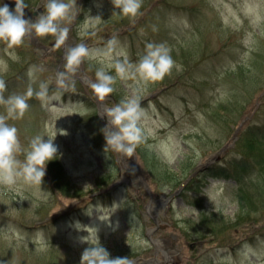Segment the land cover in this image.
<instances>
[{
  "label": "rangeland",
  "instance_id": "1",
  "mask_svg": "<svg viewBox=\"0 0 264 264\" xmlns=\"http://www.w3.org/2000/svg\"><path fill=\"white\" fill-rule=\"evenodd\" d=\"M46 2L24 0L25 19L35 21ZM64 2L72 4L63 22L70 27L64 47H52L55 37L33 34L9 55L0 43L5 98L24 94L30 85L39 91L41 82L51 94L58 89L67 48L83 43L100 50L84 59L67 88L59 89V100L33 95L24 117L7 121L18 129L23 150L37 135L55 138V159L70 189L57 191L47 167L42 184L0 186V264H80L88 245L79 237L86 235L89 246H96L97 234L111 258L130 257L135 264L149 259L165 264L168 250L177 264H264L263 178L252 171L237 185L200 171L203 175L181 189L163 214L161 206L159 214L147 215L150 198L141 185L132 190L134 169L123 166L129 163L126 156L122 161L121 154L103 152L105 124L90 87L98 69L116 76V62L137 63L147 43L170 49L175 65L162 80L144 84L117 78L105 99L112 107L135 94L146 112L145 147L138 145L134 156L155 200L173 195L214 155H221L222 164L238 154L256 162L264 143L249 149L233 142L245 119L244 127L264 128V0H142L134 17L113 15L118 10L111 0ZM3 4L15 9L14 0H0ZM113 38L116 43L109 45ZM0 114H6L3 105ZM60 129L67 135L57 134ZM17 158L23 161L24 154ZM235 189L250 199L243 213ZM77 221L90 227L77 232Z\"/></svg>",
  "mask_w": 264,
  "mask_h": 264
},
{
  "label": "clouds",
  "instance_id": "2",
  "mask_svg": "<svg viewBox=\"0 0 264 264\" xmlns=\"http://www.w3.org/2000/svg\"><path fill=\"white\" fill-rule=\"evenodd\" d=\"M115 10L113 15L134 17L142 4V0H111ZM15 9L11 10L7 4L0 5V43L5 45L4 51L9 55L14 52L9 50L22 46L26 37H55V48L65 45L69 28L63 22L69 19L72 4L64 0H47L46 11L38 15L35 21L25 19L24 9L27 5L24 0H14ZM99 19V17H96ZM109 45L116 43L115 39L108 41ZM100 54L98 49H89L85 44L78 43L65 51L64 71L57 73L58 89L49 93L46 82L39 84V91H34L31 85L24 94H12L7 98L3 92L6 84L0 79V105L5 107L6 114H0V186L12 187L18 182L31 186L42 184L46 175L49 162L57 157L58 146L55 138H45L37 135L31 139L27 150L21 148L18 129L7 123L8 120L22 119L29 109L28 99L33 95L45 102L57 101L61 98L59 89L67 88L72 82V76L81 66L84 59L94 58ZM175 62L170 54V49L163 43H147L145 52L139 61L131 64L127 61L116 62L113 67L116 76L108 74L104 68L96 71V80L90 87L98 101L103 102L114 91L113 85L117 78H132L137 83H150L162 80L173 69ZM30 79L33 73H28ZM106 124L101 129L105 139L104 154L113 151L124 156H132L135 149L145 139L142 121L146 117L145 110L141 107L138 97L133 94L122 99L110 108H105ZM59 135H67L63 129L57 130ZM24 154V160L17 158ZM88 187L87 185L85 188ZM116 203V202H114ZM84 227L80 222H75L74 229L82 232ZM98 233V229H96ZM96 246H89L87 236H80L79 242L87 244L81 254L80 264H135L130 257L111 258L110 253L100 244L97 234Z\"/></svg>",
  "mask_w": 264,
  "mask_h": 264
},
{
  "label": "trees",
  "instance_id": "3",
  "mask_svg": "<svg viewBox=\"0 0 264 264\" xmlns=\"http://www.w3.org/2000/svg\"><path fill=\"white\" fill-rule=\"evenodd\" d=\"M241 143L242 145H246L249 149L251 146L255 144H260L264 143V128L259 127L258 125H254L251 128L244 127L242 130L239 132V137L237 140V143ZM139 149H141L139 147ZM142 150V149H141ZM259 155V154H257ZM242 157V156H241ZM244 158V157H242ZM233 171L235 172V180L237 181V184L240 185L241 180L245 178L247 174L250 172H254L257 175H260L263 178L264 181V155H261L257 160H256V167H253V165H249L248 163H244L243 161H238L237 164L233 166ZM47 174L51 179V182L53 185L63 192L62 188H68L67 183L62 182L63 177L65 176L62 169L61 165H59V161L54 159L53 161L49 162L47 165ZM50 174V175H49ZM211 174H222L224 177H229L231 174L228 171H224L223 169H220L219 171L212 172ZM243 176V178H241ZM248 192V189H247ZM237 202L239 204L240 210L243 213L245 211V208L247 206V193L243 189H239L237 192ZM250 200V199H249ZM213 217H217L215 215H212ZM221 219L222 217L219 216ZM219 219V220H220ZM217 220V221H219ZM217 223V222H215Z\"/></svg>",
  "mask_w": 264,
  "mask_h": 264
},
{
  "label": "water",
  "instance_id": "4",
  "mask_svg": "<svg viewBox=\"0 0 264 264\" xmlns=\"http://www.w3.org/2000/svg\"><path fill=\"white\" fill-rule=\"evenodd\" d=\"M98 103H100V104H98V113H99V116H100V118H101V116L104 115V111H105V108H106V103H104L105 106H104L103 102L98 101ZM101 120H102V122H103L104 124H106V117L103 118V119L101 118Z\"/></svg>",
  "mask_w": 264,
  "mask_h": 264
}]
</instances>
